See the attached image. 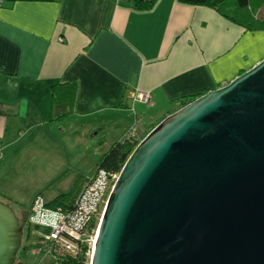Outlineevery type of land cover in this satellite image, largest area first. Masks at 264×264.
<instances>
[{"label":"crops","instance_id":"crops-1","mask_svg":"<svg viewBox=\"0 0 264 264\" xmlns=\"http://www.w3.org/2000/svg\"><path fill=\"white\" fill-rule=\"evenodd\" d=\"M134 3L3 4L0 158L4 155L5 163L15 144L23 153L36 141H58V133H74L97 150L98 144L108 150L131 130L142 138L182 108L181 99L224 87L264 59V30H249L214 8L156 0L141 12ZM255 15L264 18V5ZM68 84L76 87L74 98L54 105L53 87ZM132 91L148 93L149 103L129 99ZM10 128L15 133L5 145Z\"/></svg>","mask_w":264,"mask_h":264},{"label":"water","instance_id":"water-1","mask_svg":"<svg viewBox=\"0 0 264 264\" xmlns=\"http://www.w3.org/2000/svg\"><path fill=\"white\" fill-rule=\"evenodd\" d=\"M24 228L0 200V264ZM90 264H264V59L165 117L119 172Z\"/></svg>","mask_w":264,"mask_h":264},{"label":"rangeland","instance_id":"rangeland-1","mask_svg":"<svg viewBox=\"0 0 264 264\" xmlns=\"http://www.w3.org/2000/svg\"><path fill=\"white\" fill-rule=\"evenodd\" d=\"M14 133L11 128L7 131L4 137L5 145L8 144ZM58 135V141H51L50 138L49 140L43 139L40 145L36 141L35 146H28V150L25 148L23 153H19L15 144L14 147L9 149L12 153L9 154L6 163L2 159L4 155H1L0 194H2V197H0V200L8 204L20 220L23 219L22 223L24 225H22L26 230L29 229L27 226V221L29 224V210L32 208L33 202L39 197L38 195L42 194V199L49 202L54 199V195L69 192L73 183L77 182L79 177L86 178L95 174L96 165L107 150L101 144L97 145L100 146L98 150L87 145V140L79 139L74 133L72 135L58 133ZM25 141L26 143L29 142L26 139L23 140V142ZM32 143H34L33 140ZM107 144L105 143V146ZM109 194L110 191L107 195L109 196ZM29 225L31 226L32 235L36 236L38 234L39 238L34 239L33 236L28 240L25 250L22 249L23 247L21 248L22 252L26 251L24 259L38 264L55 262L52 253L48 252L49 249H47V252L45 251L48 254L42 251L43 248L46 249L44 243L48 241L50 245L53 239L44 237L47 232L43 228H39L34 224ZM95 236L96 233L93 234L91 239H87L91 249ZM91 254L90 251L88 253L90 259ZM21 256L23 257L19 252L18 261L21 260Z\"/></svg>","mask_w":264,"mask_h":264},{"label":"trees","instance_id":"trees-1","mask_svg":"<svg viewBox=\"0 0 264 264\" xmlns=\"http://www.w3.org/2000/svg\"><path fill=\"white\" fill-rule=\"evenodd\" d=\"M181 4L189 5V6H204L209 8H214L219 13H221L226 18L231 21L246 27L249 30H264V18L259 19L256 17L255 13L264 5V0H178ZM156 3V0H135L134 8L137 11L146 12L150 11ZM75 85L68 84L67 86H59L56 85L53 87V102L55 104L68 102L72 100L75 96ZM197 97H185L181 99L182 107L187 104L193 102ZM144 139L135 138V134H127L120 141L111 145V147L100 157L96 168L95 174L91 177H79L77 182H75L69 192L61 193L57 197H55L51 201H44L46 207L56 210L62 211L63 213H70L74 211L77 207V203L79 197L83 194L85 186L87 184L93 183L97 178H104L107 180V185H109V178L121 171L123 166L125 165L127 159L130 154L136 148V146ZM87 182V183H86ZM86 183V184H85ZM79 185V186H77ZM39 196L38 198H40ZM37 198V199H38ZM8 199V198H7ZM36 199V200H37ZM35 202V201H34ZM103 206H101L100 211L98 213L92 214L90 217L87 216L82 220V226L79 230V233L83 236L79 240L64 236L60 241L50 242L52 244H48V241L44 243L45 248H43V252L52 253L55 262H50L49 264H90V257L88 253L92 252L91 247L88 245L87 239H91L93 234L96 233L100 219L102 214ZM29 210V217L30 212ZM22 217V216H21ZM28 217V218H29ZM22 219V218H21ZM28 220V219H27ZM23 219L20 220L19 223L23 227L24 223ZM23 224V225H22ZM28 230L24 229L25 233V242L23 244V248H26L27 242L34 235H32L31 226L28 224ZM39 238L38 234L34 236V239ZM42 238V237H41ZM33 239V241H34ZM74 242L77 246L75 252H69L66 250L65 242ZM25 250V249H24ZM46 251V252H45ZM23 257L21 256V260H17L16 264H38L37 262H31L24 259L26 254L20 251ZM48 254V253H46Z\"/></svg>","mask_w":264,"mask_h":264},{"label":"built area","instance_id":"built-area-1","mask_svg":"<svg viewBox=\"0 0 264 264\" xmlns=\"http://www.w3.org/2000/svg\"><path fill=\"white\" fill-rule=\"evenodd\" d=\"M8 0H0V10L3 4ZM129 99L133 101H141L149 103L150 95L145 92L132 91L129 93ZM131 135L135 134V130H131ZM119 173L112 175L109 178V185L107 180L100 177L97 178L90 185L85 186L83 194L79 197L77 207L71 213H63L46 207L43 199L40 197L35 200L29 217V224H34L39 228H43L47 234L44 236L54 241H60L64 236L79 240L83 236L79 233L81 222L87 216L100 211L101 206L104 210L108 200V191L111 192L115 182L117 181ZM52 240V241H53ZM66 250L75 252L77 246L74 242H65Z\"/></svg>","mask_w":264,"mask_h":264},{"label":"flooded vegetation","instance_id":"flooded-vegetation-1","mask_svg":"<svg viewBox=\"0 0 264 264\" xmlns=\"http://www.w3.org/2000/svg\"><path fill=\"white\" fill-rule=\"evenodd\" d=\"M18 218H19V217H18ZM21 220H22V219H21ZM23 238H24V239H23V244H24V242H25V233H24V236H23Z\"/></svg>","mask_w":264,"mask_h":264}]
</instances>
